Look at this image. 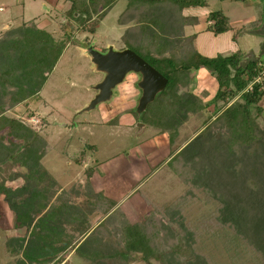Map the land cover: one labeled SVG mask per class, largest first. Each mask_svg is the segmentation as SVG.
<instances>
[{"label":"rangeland","instance_id":"374dc122","mask_svg":"<svg viewBox=\"0 0 264 264\" xmlns=\"http://www.w3.org/2000/svg\"><path fill=\"white\" fill-rule=\"evenodd\" d=\"M84 1L87 7L102 11L110 0ZM200 1H206L208 11L221 10L228 17V32L243 52L244 60L251 53L259 54L264 37L254 31L264 21V0ZM70 5L72 0H0V93L6 92L0 94V184L9 190H0V264H150L142 261L139 253L132 254L126 263L110 253L120 247L115 234L119 224L141 222L154 208L160 212L153 216L164 223L171 222L173 229L191 241L192 252L202 264H264L260 249L236 233L231 219H222L224 202L220 199L224 195L231 201L233 197L238 205L232 203V213H239L249 223L264 215V96L259 102L263 109L256 130L261 138L250 143L252 154L248 153V146L238 143L242 136L225 128L242 150L229 153V139L219 136L224 127L219 122L208 126L215 119V111L238 101L239 96L211 102L217 81L205 67L184 72L172 67L175 86L166 90L191 103L185 114L187 120L180 126L182 115L174 122L167 118L168 112L157 94L145 108H138L141 76L135 72L125 75L108 100L90 108L97 93L95 86L105 78V72L92 62L90 47L106 52L109 46L122 50L131 42L142 51L169 55L171 49L188 43L192 31L187 29L190 24L185 23L184 17L158 5H138L124 17L129 22L120 24L119 14L125 11L128 1L115 0L94 33L81 32L78 22L66 14ZM249 17L256 22L239 25L238 20ZM135 18L145 19V25L132 31L139 26L133 24L138 23ZM211 35L206 40L218 43L212 56L233 51L227 48L230 41L226 42L225 37L216 41ZM258 62L262 77L264 55ZM164 65L168 66V62L164 61ZM180 83L184 87L177 86ZM11 96L19 98V102L13 104ZM209 102L211 105L203 107ZM251 111L256 113L254 107ZM3 117L18 123L8 136ZM177 120L179 123H175ZM204 127L206 133L198 139L199 145L190 144L188 149L204 153L191 164L199 170L196 181L191 177L187 182L181 181L173 169L179 162L168 159ZM161 133L165 136L161 137ZM7 145L11 148L5 154ZM81 152L88 164L85 169L89 167L88 179L83 163L75 160ZM37 168L38 172L44 169L45 177L55 179L57 186L70 183L78 195V206L74 208L78 214V238L71 244L73 247L64 249L67 236L59 240L60 245L42 238H32L29 243L28 230L21 229L26 222H35L36 201H49L54 192L51 187L40 199L33 188ZM236 169L243 173L237 174ZM87 180L99 201L110 198L116 205L117 214L108 225L109 235L102 230L92 232L103 212L92 211ZM22 211L25 212L18 215ZM34 232L32 237L36 236ZM61 234L65 236L64 232ZM151 264L159 262L152 259Z\"/></svg>","mask_w":264,"mask_h":264},{"label":"trees","instance_id":"16d2710c","mask_svg":"<svg viewBox=\"0 0 264 264\" xmlns=\"http://www.w3.org/2000/svg\"><path fill=\"white\" fill-rule=\"evenodd\" d=\"M115 0H110L106 5H104V9L102 7V11H100L97 7L96 9L89 8L86 6V2L84 0H79V2L72 0V5L67 10V15L71 17L76 23L79 24V30L81 32L88 31L89 33H94L95 27L99 23L100 19L104 15V13L109 9L110 5ZM128 6L122 13L119 14L118 20L120 24H127L129 22V18H124L125 16L130 14V10L134 7L141 5H158L160 9H170V11H174L180 18L184 17L185 23L190 24V20L186 21V19H194L195 17H186L182 15V9L185 7L191 6H204L206 1L200 0H127ZM168 1V2H167ZM92 10V11H91ZM168 11V10H167ZM166 11V13H167ZM96 18H94V15ZM77 14V15H75ZM175 14V15H176ZM138 23L133 22L134 25H139L138 27L131 28L133 31L137 28H142L145 23H143L145 19L135 18ZM208 20L211 21V24L207 26V30L217 35L220 33H224L228 30V19L223 14L221 10H211L208 14ZM167 24V23H166ZM192 24V23H191ZM135 36L134 38H136ZM138 39H142L138 37ZM195 34H191L188 37V43H182L179 47L171 49V54L169 55H161L154 54L152 51H142L138 48L139 45H133L131 42H127V48L132 49L139 56H141L146 62H148L151 66H153L156 70H158L163 76L167 78V83L158 93V100L162 105L166 108L168 112L167 118L172 119L174 122L175 118H178V115H182V122L187 120L186 110L190 107L191 103H186L183 100L182 96L174 97L171 91H168L172 86H175L176 78L174 75V69L177 71L184 72L189 69H198L200 67H205L210 71L212 75H214L217 81V88L211 102H225L229 98L239 96V100L231 103L228 106H225L220 112L215 111V119L208 126H213L214 124H218L219 122L224 128L222 132H219V136L228 138L229 142L227 145V149L229 153L240 152V148L237 146L234 138H231L230 133L226 134V130H230L231 132H237L239 136L238 143H240L241 147H249L250 143L255 142L256 139L261 137L257 136L256 130H258V118L261 116L262 109L259 105L260 100L264 96V75L261 77V68L258 67V61H249L247 65L241 66L240 62L243 59V53L240 50L233 52L228 55L217 54L216 56H204L202 55L194 45ZM185 45V46H184ZM157 47V46H155ZM148 49V48H147ZM154 49V46H153ZM155 50L160 52V49L157 47ZM172 53H175V58ZM183 54V55H182ZM164 61L168 62V66L164 65ZM176 63V66H174ZM172 67H175L174 69ZM6 75V74H5ZM9 76V75H8ZM260 77L261 80L256 81V79ZM251 83V89H248L247 86ZM184 83H180L177 86L184 87ZM185 85V84H184ZM168 88V90H166ZM6 92L0 93L1 95ZM11 96V102L13 104H17L19 102V98H13ZM197 107L199 109L202 108L201 102L196 100ZM195 104V106H196ZM211 105L204 104L203 107H208ZM218 106V104H216ZM255 108V114L251 111V108ZM217 107H215L216 109ZM192 110L195 111V108L192 106ZM171 114V115H170ZM179 120V119H178ZM178 120L175 123H179ZM2 121L4 125H7V128L4 132H6L7 136L12 131L11 129L14 126H18V123L14 119H8L7 117H3ZM21 125V124H19ZM158 127L162 125L158 124ZM161 129H163L161 127ZM206 128L198 133L191 141H189L179 152H175L172 154V157L168 159L170 161L173 159L175 162H179L178 166L174 164V172L177 174L181 181L187 182L189 177L192 178V181H196L198 169L192 167L191 164L195 159L199 160L200 155L202 154L198 149V151L191 150L188 151L190 144L199 145L198 139L206 133ZM162 132L163 130H159ZM32 132L33 131H30ZM170 139L174 131H169ZM2 138H0L1 140ZM264 139V137L262 138ZM260 139V140H262ZM12 141V140H11ZM13 143V142H12ZM10 143V144H12ZM28 148L31 146L27 142ZM195 146V145H194ZM10 145L5 147L6 152H10ZM32 151V150H30ZM242 151V150H241ZM248 153H253V148L250 146L248 148ZM184 155V156H182ZM84 157L81 152L80 157L76 158V162H81ZM201 158V157H200ZM171 161V162H173ZM239 161V160H238ZM181 162H184V166L181 165ZM236 168V167H235ZM41 170V169H40ZM211 170V169H210ZM237 174L243 173L240 169H236ZM87 177L89 174V167L85 169ZM253 184V183H252ZM254 185V184H253ZM0 190L8 192L9 190L5 189L0 184ZM98 194L95 197H92L93 210H99L103 212L102 220L93 228L92 232L102 230L108 235L109 221L110 219L117 214V208L114 209L115 203L107 198V201L104 202L98 200ZM232 200L229 201L226 196H222L220 199L224 202V206L222 211L225 213L222 219H231V222L234 226L236 233L246 239L247 242L252 244L255 248L260 249V251L264 254V215L262 217H257V220L245 221V219L239 216V213H232V203L234 202L233 197ZM183 202L181 201L182 204ZM235 206L238 203L234 202ZM174 207V206H173ZM176 207H179L177 205ZM177 210L179 208H176ZM242 208H240L241 210ZM154 212L147 216L141 222L128 223L122 222L119 224L117 231L115 232L116 238L120 241V247L115 249L110 253L115 259H121L123 262H127L132 258V254L139 253L142 257V261L151 264V260H157L159 264H202L199 260V256L192 252V246L189 244L190 240H185L183 235L180 232H177L170 226L171 222L164 223L163 220L157 219V216H153V214L159 213L160 210L158 208H154ZM232 213V214H231ZM168 224V225H167ZM192 239V238H190ZM73 247V246H72ZM93 251V249H91ZM98 251V250H95Z\"/></svg>","mask_w":264,"mask_h":264},{"label":"crops","instance_id":"0c3cea01","mask_svg":"<svg viewBox=\"0 0 264 264\" xmlns=\"http://www.w3.org/2000/svg\"><path fill=\"white\" fill-rule=\"evenodd\" d=\"M205 5H206V3H205ZM205 5L204 6L185 7L182 9V15H184L186 17H195L194 19H189L191 22H190V25L187 27V29H190L192 31L191 33L195 34L194 40H195L196 49L201 54H205L207 56H212L217 51L216 46L218 43L217 42L213 43L210 40H206V39L211 38L210 37V35H211L210 31L207 30V26L209 24H211V21L208 20V14L211 10L208 11L205 8ZM193 7H199L200 10L195 11L193 9ZM198 12H199V14H197ZM227 19H228V17H227ZM200 21H202V23H200ZM244 22L255 23L256 20L254 18H251V17L244 18L242 20H238L239 25L241 23H244ZM235 23H237V22H235ZM228 30L224 33L217 34L218 36L216 38H214L212 35L211 36L216 41L225 37V41L226 42L230 41L229 43H230V45H232V46L227 45L228 46L227 48H231V50L233 49V51L231 52V53H233V52H236L237 50H240V49H238L236 43L233 42V35H231L230 32H228ZM205 35L209 36V37L206 38V37H204ZM164 136H165V134L161 133V137H164ZM79 163L80 164L83 163L84 169L88 165L86 160L84 159V157H83L82 161ZM49 177L48 176L45 177L44 169L41 168V170H39V172H38V168H37V173H36V177H35L37 180L36 181L37 183H36V186L34 185L33 188L36 190V192H38L37 194H40V199L45 194H48L49 190H51V187H53L54 192H53L52 197L49 201H43L42 200L43 202L42 201L40 202L39 199H38V201H36L35 205L38 209H37V213H36L35 222H33L31 224L26 222L24 225L25 227L22 226L21 229L28 230L29 236L27 239L29 240V243H30V240L32 238L35 241L37 239L42 238L44 240L52 241V242H54V244L56 243L57 245H60L59 240L62 238H65L67 236L66 238H68V239L66 241H64V243H65L64 249L70 248L72 246L71 244H73L74 240H76V238H78V231L75 227V225L78 222L76 219L78 217V214L74 209L78 206V204H77L78 202L75 201V196H78V195L74 194V191H73L74 189L71 188L72 185L70 186L69 185L70 183H68V184L64 183L62 185L64 187H61L60 185L57 186V184H56L57 181L55 179H52L53 184L51 186L50 184L52 181ZM46 179L50 180V184L47 183ZM87 179H88V177H87ZM5 185H7V183H5ZM77 187L75 186V188H77ZM5 189H7V188H5ZM87 190L89 191V193L87 195L89 196V194H91V198L93 197V194H94V196L97 195L91 189V187L89 185V180H87ZM115 207H116V205H115ZM92 211L96 212L99 210H97V209L93 210L92 209ZM24 212L25 211L19 212L18 215H20V213H24ZM90 214H91V212H90ZM41 219L43 220V223H40L41 224L40 225L39 221ZM83 220H84V222H86V219H83ZM101 220H102V218L99 219V221L96 224H98ZM82 224H84V223H82ZM34 231H36V236L32 237L35 235ZM61 232H64L65 236H63L61 234ZM68 241H70V242L68 243ZM54 252H55V250H54ZM59 252L60 251H58L57 253H59Z\"/></svg>","mask_w":264,"mask_h":264},{"label":"water","instance_id":"95a60500","mask_svg":"<svg viewBox=\"0 0 264 264\" xmlns=\"http://www.w3.org/2000/svg\"><path fill=\"white\" fill-rule=\"evenodd\" d=\"M254 33L264 37V21ZM89 53L97 69L105 72V78L95 86L97 93L90 102V108L94 107L99 102L108 100L112 94V89L120 83L129 72L139 73L141 76L138 82L141 88L138 106L140 110L145 108V106L154 99L157 92L167 83V78L165 76L130 48L114 50L109 46L106 52H100L90 47ZM263 55L264 41L261 43L259 54L257 56H254L253 53H251L250 56L247 55L248 57L245 60L243 59L240 65L245 66L249 61H258ZM138 126L143 125L138 124Z\"/></svg>","mask_w":264,"mask_h":264},{"label":"built area","instance_id":"2783aa9c","mask_svg":"<svg viewBox=\"0 0 264 264\" xmlns=\"http://www.w3.org/2000/svg\"><path fill=\"white\" fill-rule=\"evenodd\" d=\"M256 81H258V79H256ZM248 89H251V85L248 86Z\"/></svg>","mask_w":264,"mask_h":264}]
</instances>
